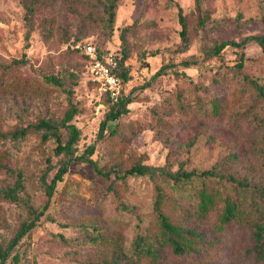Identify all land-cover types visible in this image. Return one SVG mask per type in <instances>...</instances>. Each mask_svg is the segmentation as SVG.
<instances>
[{
    "label": "rangeland",
    "instance_id": "1",
    "mask_svg": "<svg viewBox=\"0 0 264 264\" xmlns=\"http://www.w3.org/2000/svg\"><path fill=\"white\" fill-rule=\"evenodd\" d=\"M28 1L35 8L30 18L24 0H0V129L30 125L23 137L0 136V160L24 174L17 199L0 194V244L6 248L31 218V206L49 201V207L6 263L17 254L19 264H264L250 250L253 237L246 223L234 221L218 232L214 219L187 220L171 198L164 207L172 220L206 230L214 246L189 255L165 248L158 263L151 255L129 263L138 223L146 227L155 221L156 180L112 171L124 174L137 162L175 171L184 162L190 169L215 168L264 184V96L244 78H257L264 87V50L256 40L228 44L219 54L204 50L264 33V0H118L113 23L108 0ZM179 6L189 37L184 48ZM91 40L128 52L123 92L133 100L129 111L102 132L113 102L77 49ZM240 51L245 53L242 68L236 67ZM15 60L5 70L3 65ZM163 66L166 70L155 75ZM51 76L63 85L52 83ZM72 105L78 110L70 122L82 131L75 154L92 146L90 156L111 174L74 159L49 199L43 175L51 180L71 154L57 153L55 137L44 139V129L34 125L43 118L60 122ZM60 131L66 141L68 129L60 125ZM15 179L0 170V186ZM158 182L171 196L177 194L170 182ZM234 189L213 180L209 190L234 196ZM184 192L197 201L192 188Z\"/></svg>",
    "mask_w": 264,
    "mask_h": 264
},
{
    "label": "trees",
    "instance_id": "2",
    "mask_svg": "<svg viewBox=\"0 0 264 264\" xmlns=\"http://www.w3.org/2000/svg\"><path fill=\"white\" fill-rule=\"evenodd\" d=\"M117 3L118 0H108L107 2V11L111 23H113L116 18L115 9ZM197 3L199 4L200 0H197ZM24 4L27 8V16L30 18L35 9L34 5L28 0H24ZM198 7L200 6L198 5ZM179 15L180 20L183 23V28L181 30L183 42L181 43V47L184 48L189 43V37L187 34L186 20L182 6H179ZM26 37H30V29L26 34ZM250 40H256L264 50V33L251 34L240 41L235 39L224 40L220 43L214 44L211 48L209 46H204V50L209 55L212 53L219 54L228 44L244 45ZM91 41L94 43L93 40ZM99 47L109 49L102 46ZM77 49H80V52L87 61L90 69V58L88 54L80 46H77ZM114 50L119 59L118 74L123 81L124 88V81L128 78V68L125 65L128 52L126 49ZM244 59L245 53L244 51H240L239 61L237 62L236 67L242 68L245 65ZM16 63H18L17 60L11 64H5L3 66L5 70H7L10 67L15 66ZM190 63L191 62L188 60L185 62L186 66H190ZM165 70L166 68L163 66L155 73V75H160ZM244 78L252 83L258 89L260 94L264 96V87L257 78L248 75H244ZM48 79L56 85H63L62 80L56 76L48 77ZM132 100L133 96L126 95L125 92H123L119 101L112 100L113 106L108 112L107 117L103 120L101 132L108 125L110 120H116L122 114L129 111L128 104ZM77 110L76 105H72L66 111L65 116L60 122L43 118L34 125L36 129H44V139H48L51 136L55 137L57 141L55 151L57 153L65 152L66 154H71V157L62 162L51 180H47L46 174L43 175V183L49 199L54 193L58 180L64 178L71 161L74 159H81L93 163L95 169L107 177L111 174V170H104L97 164V161L90 156L94 151L92 146L88 147L87 152L75 154L76 143L79 140L82 131L77 124L70 121ZM60 125H63L68 129L69 136L66 141L62 138ZM29 128L30 125L26 127L21 126L11 131L0 129V136L23 137L28 133ZM0 170H4L16 177L13 185L0 186V194L5 197L17 199L19 190L24 187L23 172L10 162L4 160H0ZM112 171H115L119 176L148 174L156 180V193L152 207L155 221L149 223L146 227L143 225L142 220V222L140 221L138 223V230L133 240V251L129 258L131 262L129 263H140L141 259L146 255H151L154 259L153 261L158 263L163 258V249L165 248L172 250L176 255H189L193 253H201L206 250L209 251L212 246H214L213 239L208 236L206 230L200 229L194 224L177 223L172 220L170 214L165 211L164 207L167 198L172 199L174 207L178 209L187 220L195 218L201 222H205L214 219V229L218 232L224 231L227 226L234 221L246 223L251 228L253 237V245L250 247V250L254 253L257 261L264 263V184L251 182L250 180L238 177L235 174H225L215 168L190 169L184 165V162H182L175 171L167 168L165 165L156 166L144 162L133 164L126 169L124 174L121 175L118 174L119 170L113 169ZM159 178L171 183L170 186L173 189L172 194L174 195V191L177 193L174 197L171 196L161 184H159ZM213 180L224 184L231 183L234 186L237 195L232 196L230 194H223L222 192L218 194V192L209 190L210 182ZM112 187L111 183L110 188ZM189 188L193 189V194L196 196L197 201L193 196L185 194L184 190ZM48 207L49 201H47L41 208L30 207V212L32 213L31 218L22 222L6 248L0 244V264H7L6 261L10 251L22 237L38 224L39 219L44 215ZM151 227H154L156 230L151 232ZM95 230L98 229L95 227ZM101 239L102 237L100 236L97 238V240ZM9 264H19V256L16 254L15 260Z\"/></svg>",
    "mask_w": 264,
    "mask_h": 264
},
{
    "label": "built area",
    "instance_id": "3",
    "mask_svg": "<svg viewBox=\"0 0 264 264\" xmlns=\"http://www.w3.org/2000/svg\"><path fill=\"white\" fill-rule=\"evenodd\" d=\"M90 58L91 77L102 93L119 101L123 95V81L118 74L119 59L114 49H103L92 41L78 44Z\"/></svg>",
    "mask_w": 264,
    "mask_h": 264
}]
</instances>
